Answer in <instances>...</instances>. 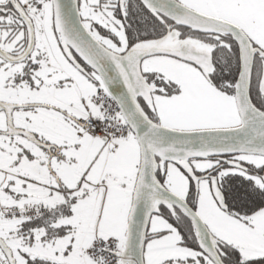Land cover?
Instances as JSON below:
<instances>
[{
  "label": "snow or ice",
  "instance_id": "snow-or-ice-1",
  "mask_svg": "<svg viewBox=\"0 0 264 264\" xmlns=\"http://www.w3.org/2000/svg\"><path fill=\"white\" fill-rule=\"evenodd\" d=\"M0 264H264V0H0Z\"/></svg>",
  "mask_w": 264,
  "mask_h": 264
}]
</instances>
